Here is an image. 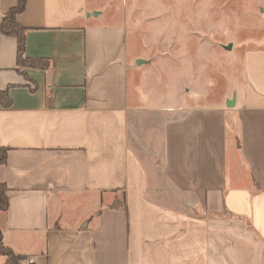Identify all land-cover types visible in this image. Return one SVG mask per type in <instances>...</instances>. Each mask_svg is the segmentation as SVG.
Here are the masks:
<instances>
[{"label": "crops", "instance_id": "obj_1", "mask_svg": "<svg viewBox=\"0 0 264 264\" xmlns=\"http://www.w3.org/2000/svg\"><path fill=\"white\" fill-rule=\"evenodd\" d=\"M98 2L28 0L26 56L47 69L0 32L5 242L23 264H264V43L223 104L159 101Z\"/></svg>", "mask_w": 264, "mask_h": 264}, {"label": "rangeland", "instance_id": "obj_2", "mask_svg": "<svg viewBox=\"0 0 264 264\" xmlns=\"http://www.w3.org/2000/svg\"><path fill=\"white\" fill-rule=\"evenodd\" d=\"M98 3L111 20L126 26L130 62L138 56L152 60L135 65L130 76L134 87L152 90L159 101L189 97L194 103L223 104L242 86L244 51L264 43V0ZM229 44L234 47L227 50Z\"/></svg>", "mask_w": 264, "mask_h": 264}, {"label": "trees", "instance_id": "obj_3", "mask_svg": "<svg viewBox=\"0 0 264 264\" xmlns=\"http://www.w3.org/2000/svg\"><path fill=\"white\" fill-rule=\"evenodd\" d=\"M28 0H18V4L12 7L0 21V32L7 35L15 36L18 39V64L19 67H31L47 69L51 67V61L40 58H29L26 56V32L27 28L22 25L17 16L26 8ZM0 99L3 105L12 103L9 89L0 90ZM7 160V149L0 147V166ZM9 188L5 183L0 182V211H6L9 207L8 199ZM0 254L6 257L4 264H23L25 255L16 253L4 239L2 229H0Z\"/></svg>", "mask_w": 264, "mask_h": 264}, {"label": "water", "instance_id": "obj_4", "mask_svg": "<svg viewBox=\"0 0 264 264\" xmlns=\"http://www.w3.org/2000/svg\"><path fill=\"white\" fill-rule=\"evenodd\" d=\"M94 15H98L99 14V12L98 11H94V13H93ZM232 44H229V45H225V48L227 49V50H229V49H232ZM149 62V60H145V59H138L137 60V63H138V65H140V64H143V63H148ZM234 105H235V99H234V97L232 98V99H229L228 101H227V106L228 107H234Z\"/></svg>", "mask_w": 264, "mask_h": 264}]
</instances>
